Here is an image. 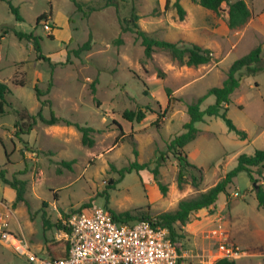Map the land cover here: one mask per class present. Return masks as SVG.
Segmentation results:
<instances>
[{"label":"rangeland","instance_id":"374dc122","mask_svg":"<svg viewBox=\"0 0 264 264\" xmlns=\"http://www.w3.org/2000/svg\"><path fill=\"white\" fill-rule=\"evenodd\" d=\"M10 1L23 20H17L8 3L0 0V81L8 86L5 112L0 114V170L8 178L27 180L28 203H15L14 189L0 180V264H32L14 251L7 234L26 242L36 254L46 255L47 245L59 250L63 237L56 227L44 229L43 220L54 224L84 203L114 213L146 212L155 219L162 212L174 211L180 200L217 183L236 166L239 154L264 149L261 70L243 77L227 104V117L246 131V139L231 131L222 117L205 116L195 124L196 138L182 148L192 166L182 168L181 184L179 162L167 151L168 142L184 131L188 105L209 88L220 86L236 58L259 44L264 65V0H245L251 16L236 28L228 25L226 1L214 12L198 0H179L185 10L182 19L176 0L120 1L117 7H100L86 16L76 11L72 0ZM81 1L96 7L103 3ZM132 7L139 16V28L147 34L178 42L180 47L197 43L211 50V61L187 66L158 47L147 58L136 34L120 28ZM41 13L47 18L36 23ZM13 29L39 36L41 52L54 67L38 59L33 44L19 39ZM89 37V50L78 57L71 53ZM116 38L121 42L116 43ZM50 79V91L38 98L35 87L45 90ZM165 88L170 89L169 95ZM214 101V95H207L200 108ZM128 108L145 110V117L141 121L125 119L123 111ZM14 109L34 115L41 110L45 117L52 110L56 116L91 126L94 144L84 145L81 132L73 125H45L39 118L18 139L14 136ZM161 153L164 160L159 158ZM62 160L72 163L67 167ZM133 162L148 167L133 169L120 178L118 170ZM156 167L166 187L164 193L153 177ZM198 168L202 177L195 186L192 175L199 174ZM254 170V182L240 171L227 186V193H220L213 211L203 208L192 212L185 225L174 224L179 245L199 255L195 263L223 258L219 244L225 243L239 252V257H229L235 264H264V208L258 205L254 190L258 183L264 189V178Z\"/></svg>","mask_w":264,"mask_h":264},{"label":"trees","instance_id":"16d2710c","mask_svg":"<svg viewBox=\"0 0 264 264\" xmlns=\"http://www.w3.org/2000/svg\"><path fill=\"white\" fill-rule=\"evenodd\" d=\"M6 1L9 5L10 10L15 15L16 19L22 21L23 18L19 14L18 8L14 6L10 0ZM120 1L126 0H103V3L99 5V7L93 6L91 4L85 3L81 0H72L75 5L76 11H82L83 15L86 16L91 11L98 9L100 7L106 6H118ZM168 1V0H167ZM226 1L228 5V25L230 28H236L241 25H244L251 16V11L247 6L245 0H198L199 4L207 9H210L214 12H219L221 9L222 3ZM167 4V3H166ZM174 5L178 11L180 18L182 19L185 13L182 5L179 3V0L174 2ZM47 18L46 13H41L36 17V23L45 20ZM139 16L135 12V8H131L130 16L128 18H124L120 21V28L122 31H132L136 34L137 38L140 39L141 45L144 46V55L149 58L151 57L152 52L155 47L162 48L166 50L170 57L174 60H177L180 64H184L187 66H198L202 64L209 63L211 61V50L197 43H189L188 46L180 47L178 42L167 41L157 39L149 34H147L144 30L140 29L138 26ZM5 28V32H7ZM15 36L19 39H25L26 41L33 44V48L36 51L38 59H42L48 61L52 67H54L55 63L50 62L49 57L45 56L41 52L40 45V37L34 35L33 33L23 32L20 30L13 29ZM116 43H120L121 39L116 38L114 40ZM91 48V38L89 37L85 42L80 44L78 47L73 48L71 53L75 56H80L83 51H87ZM262 47L261 45H256L251 48L247 53L241 55L236 58L228 67L226 71V77L223 79L220 86H213L208 89L207 93L202 96H199L195 102L190 103L187 107V113L189 116V120L183 124L184 131L175 137H173L167 144V151L172 152L176 159L179 162L181 168L178 171V183L181 184L184 181V173L182 168L192 166L188 161L184 154H182V148L188 144L190 141L196 138L198 133V128L196 127V123L199 121H203L205 116H217L222 117L229 129L234 131L237 136L241 139L247 138V133L245 130L237 128L230 118L227 117V104L230 101V95L239 87L240 81L243 77L255 74L258 71L264 70V65L262 62ZM23 83V82H22ZM21 83V84H22ZM97 80L91 83L92 92L95 93L96 87L95 84ZM52 86V80H48V85L45 90H42L35 87L36 96L40 98V96L48 93ZM167 95L170 94V89L165 88ZM8 92V86L5 82L0 81V114L5 112L4 103L6 102V93ZM207 95H214L215 101L212 104H209L205 109L200 108V104L203 102ZM45 101L43 100L42 103ZM13 112L16 114L15 120V131L14 136L18 139L22 138L23 134H28L37 122V118L44 123L45 125H54V124H65V125H73L81 132V140L82 143L86 146H92L94 144V138L92 136V132L94 128L88 125H82L78 122H73L70 119L63 118L60 116H56L54 112L51 110L50 116L45 117L41 110L37 112L36 115L29 114L25 110L14 109ZM123 117L129 121H141L145 117V110L142 109H125L123 111ZM120 129V134H124L122 127L119 123L115 122ZM159 158L161 160L165 159V154L161 153ZM65 166L69 167L71 165V161L62 160ZM147 166L146 163L139 164L137 162L131 163L129 166L123 167L118 170L119 177L121 178L126 172H130L133 169L137 171L141 169H145ZM26 167L24 168V170ZM259 177L264 178V149H255L252 154L241 153L237 157V164L234 168L226 172L225 176L221 178L217 183L213 186L209 187L207 190L199 193L197 196L192 198H185L179 201L177 208L174 211H166L160 213L155 219L151 218L146 212H142L139 214H133L131 212H123V213H114L109 208L108 209L113 215L114 219L117 221H121L119 218L123 217L124 221L133 220V219H148V220H156V223L166 226L169 230V235L176 241V232L174 228V224L179 222L182 225H185L189 221L190 214L192 212H196L200 209H207L209 211H213L216 208V202L220 193H227V186L232 183L234 177L240 172L245 171L249 175L251 181H255L254 173L255 170ZM201 168H198L199 174L192 175V183L197 186L199 185V180L202 175ZM24 171L20 172L23 173ZM153 177L156 180L160 190L164 193L166 191V187L159 180V171L158 168H154L152 170ZM0 180L7 184L9 187L14 189L15 191V203L20 202L27 204L28 200L25 196L27 191V180L24 178H19L17 176H13L12 178H8L6 176V171L4 169L0 170ZM117 181L111 182L110 188L114 187ZM254 190L256 192V198L258 201V205L264 208V189L261 183L254 184ZM90 203H84L77 208L72 209L71 211L64 214L65 217H68L72 213L76 211H80L86 207H91ZM229 207V203L227 204ZM44 229H49L50 227H56L60 230L66 227L62 224L61 220H58L54 224H52L49 220H43ZM47 255L51 258H58L67 255V242L63 240L60 245L59 250L55 248L54 245H47ZM214 264H235V261L229 259L227 257L219 258L214 262Z\"/></svg>","mask_w":264,"mask_h":264},{"label":"built area","instance_id":"2783aa9c","mask_svg":"<svg viewBox=\"0 0 264 264\" xmlns=\"http://www.w3.org/2000/svg\"><path fill=\"white\" fill-rule=\"evenodd\" d=\"M237 195V193H236ZM67 255L51 258L33 252L26 242L10 236L14 251L32 264H214L195 263L199 255L183 249L156 220L117 221L103 206L93 205L61 220ZM222 257H239L237 248L219 244Z\"/></svg>","mask_w":264,"mask_h":264}]
</instances>
